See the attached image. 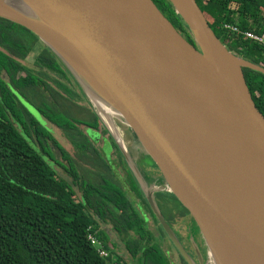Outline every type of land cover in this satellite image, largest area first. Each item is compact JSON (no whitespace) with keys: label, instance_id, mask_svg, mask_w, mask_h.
<instances>
[{"label":"water","instance_id":"water-1","mask_svg":"<svg viewBox=\"0 0 264 264\" xmlns=\"http://www.w3.org/2000/svg\"><path fill=\"white\" fill-rule=\"evenodd\" d=\"M168 1L197 46L153 0H21L0 17L65 65L154 211L160 191L190 210L208 254L191 264H264V114L244 73L264 67L230 50L196 0Z\"/></svg>","mask_w":264,"mask_h":264},{"label":"trees","instance_id":"trees-1","mask_svg":"<svg viewBox=\"0 0 264 264\" xmlns=\"http://www.w3.org/2000/svg\"><path fill=\"white\" fill-rule=\"evenodd\" d=\"M153 1L186 39L197 46L171 3ZM196 1L217 37L230 50L264 67V43L225 26L236 25L242 31L263 34L264 0ZM38 42L39 36L32 30L0 17V264H171L154 242H143L150 240L149 230L127 196L105 179L95 182L83 179L73 157L43 126L45 120L31 111L33 105L40 115L63 129L80 151L90 146L86 145L88 135L77 123L88 127L102 123L95 111H91L90 120H80L68 110L60 109L59 105L65 104H58L56 99V95L61 96L60 90L86 97L76 80L80 94L69 87L67 82L73 76L50 48H43L34 57L32 67L25 64ZM244 73L252 97L264 114V73L247 67ZM110 139L119 149L112 136ZM49 141L59 149L62 158L45 150ZM119 156L126 167L120 149ZM57 167L69 173L72 182L61 176ZM129 169L128 166L129 181L142 195L143 190ZM110 214H114L112 220L119 231L125 235L129 231L135 233L126 242L132 262L112 253L102 257L88 238L93 233L108 249L110 242H105L108 239L105 233L97 232L96 217L106 220Z\"/></svg>","mask_w":264,"mask_h":264},{"label":"flooded vegetation","instance_id":"flooded-vegetation-1","mask_svg":"<svg viewBox=\"0 0 264 264\" xmlns=\"http://www.w3.org/2000/svg\"><path fill=\"white\" fill-rule=\"evenodd\" d=\"M53 75L59 77L58 75H56L54 73H53ZM60 79H61V77H60ZM64 82H67V81L65 80ZM67 83L70 84L69 82H67ZM69 87L71 89H73L70 85H69ZM75 92L79 93L77 91H75ZM74 96L76 98L80 97L79 95H74ZM60 103L58 102V104H60ZM81 108L86 110L82 106H81ZM60 109L62 111L67 110L65 108V106H63ZM69 113L72 116L71 111H69ZM90 116L91 115H89V119H82V118H78L75 116H72V117L80 119V120H90ZM44 119L46 121L45 123H47L48 126H50L48 123L50 121H48L46 118H44ZM100 124L101 123H99L98 127L86 126L85 130L81 128L82 130H84V132L89 137V143L88 144L93 145V147L92 148L90 147V149H88V151L90 152V151H93L94 149L97 150L99 153L98 154L99 158L105 159L106 166L107 165L109 166V162H110V163H112V166H115L117 172H118V169L122 170V172H123L122 179H121V176H119L120 179L116 180L117 183L121 187H119L120 189H116V188L115 189L119 190L120 192L125 194L127 196V198L132 202V205H133L135 211H137V213L143 219L145 226L149 230V234H147V236H151V238H150V240L147 239V240H144L143 242H154V243L160 242L161 247L159 246V248L161 250H163L164 253H166V249H167V253L169 255L166 253V256L168 257L171 264H191L189 258H187V256H185V255H188V257H190V255H192L190 257V259L194 263H200L201 259L204 262H206L208 254H207L206 243L204 242L203 237H201V238L198 237V239H199V242H202L201 244H202L204 253L200 254L199 250L197 249V247L195 246V243L193 241V237H194L193 229L197 226V224H196L190 210L171 192L160 191V192L156 193V201H157V204L159 207L160 214L162 215V216H159L154 211L152 206L150 205L145 193L142 191V195H141L140 192L138 190H135L133 188V186L131 185V183L129 181L128 172H127L128 166L126 164V167H125V165L122 162H120L119 149L115 148V144H113L112 140L110 139V134L108 133L109 135L107 134V136H105V135L103 136V143L100 144L101 146L98 145L99 143L97 141H94L93 137H98L97 140L99 141V139L101 137V133H103V131H101V129H100ZM77 125L79 126V123H77ZM91 133L93 136L90 135ZM84 155H87V154H84ZM113 156H114V158H112ZM146 167H148L147 174L152 178L157 177L161 174L159 168H157V167H153L151 165L146 166ZM88 173H89V171H88ZM80 175H81V173H80ZM92 176L95 177L94 175H92ZM92 176L91 177L89 176V177L92 179ZM85 177H86V175L82 174V178L84 179ZM93 182H95V181H93ZM75 186L77 189H80L78 184ZM81 195H82V192H81ZM145 198L148 202L149 207L147 205V202L145 201ZM128 209L131 212V209L130 208H128ZM113 215L114 214H110V216H109L110 218H107L106 220L100 219L99 217H96V219L98 221L97 232H99V233L102 232V233H105L107 235L108 239L105 242H110V244H108V246H107L110 253H112L116 258L119 256V257H122L123 259H126L128 262H132L134 259H133V256H132L130 250L127 248L126 242L128 241V239H130L129 236L133 237L135 233L132 231H129V234L125 235L124 233L119 231L118 227L116 226V223L112 220ZM162 220L165 221V224L162 222ZM151 221L156 225V226H154V229L151 226ZM165 228L169 232L165 231ZM197 228H198V226H197ZM199 232H200V230H199ZM200 234H201V232H200ZM173 250H175V252L177 254L176 256L174 255Z\"/></svg>","mask_w":264,"mask_h":264},{"label":"rangeland","instance_id":"rangeland-1","mask_svg":"<svg viewBox=\"0 0 264 264\" xmlns=\"http://www.w3.org/2000/svg\"><path fill=\"white\" fill-rule=\"evenodd\" d=\"M43 47H45L43 42L39 41L36 48H35V51H33L28 56L25 64L32 66L33 61H34V57L43 49ZM50 82L53 84V86L55 88H58L57 85L52 80H50ZM69 83H70L69 85L73 88V90L79 92L78 94H80V89H79L78 85L76 84L74 77H73V80ZM60 91L62 92L61 96L56 95V99L58 100V102H61V103L64 102L65 103V104H60V108L65 106V108L67 110L71 111L72 116L82 118V119H89V115L92 114L91 111H93V109H92V106L89 104V102L86 99H83L82 96L76 98L75 96H71L63 90H60ZM81 106L84 107L87 111L82 109ZM52 107L54 108L55 105H53ZM30 109L34 113V115L36 117H38L40 120L43 118V116L40 115L39 111H36V109L33 105H30ZM50 122H48V123L51 126V128H53V131L50 128V126H48L47 123H44V121L42 124H43V126L46 127V129L48 131L51 132L52 135H54V137L57 139V141L59 143H61L63 145V147L66 149V151L73 157V159L76 162L77 168L79 169L78 170L79 173H81V175L82 174L86 175V177L84 179H86L87 181H98V179H99V181H103L105 179L108 183H110L112 185V187H114L116 189H120L119 187H121V186L117 183L116 180L120 179L119 176H121V179H122V177H123L122 170L118 169V172H117L115 166H112V163H110V162H109V166L108 165L106 166L105 159L99 158V156H98L99 153L95 149L93 151L89 152L88 149L80 151L79 149L75 148L73 146V144L71 143L70 139L65 135V132L60 127H58L54 123H52V122L50 123ZM89 122H91V121H89ZM79 127L84 129V130L86 129V125H83V124H79ZM100 129H101V131H103V133H101V137H100L99 141L97 140L98 137H93L94 141H97L99 143L98 145L103 143V136L104 135L107 136V134L109 133L108 131H107L108 133L104 132L107 129L105 128L103 123L100 124ZM90 135L93 136L92 133ZM49 142H50V144H49V146H46L45 150L52 156L56 157V155H57L58 158H62L59 149L53 144V142H51V141H49ZM86 145L90 146L91 148L93 147V145H89V144H86ZM84 154H87V155H84ZM112 158H114V156ZM142 161H144L143 163L146 164V166H149V164L152 165V161L148 156L145 157L143 155ZM64 163L67 164V162L65 160H64ZM146 166H145L146 171H148V167H146ZM152 166L155 167L154 165H152ZM88 171H89V173H88ZM58 172L65 179L72 182L73 178L63 168H58ZM92 175H94L95 177H93ZM89 176L90 177L92 176V179ZM76 190H77L79 196H81L80 189H76ZM151 226L154 229V226H156V225L151 221ZM165 231L169 232L166 228H165ZM193 235H194L193 241L195 243V246L199 250L200 254L204 253V250H203V247L201 244L202 242H199V239H198V237L201 238L202 236H201L197 226L193 229ZM155 244L159 247L161 243L155 242ZM173 252H174V255L176 256L177 254H176L175 250H173ZM166 253H167V249H166ZM191 256L192 255H190V257Z\"/></svg>","mask_w":264,"mask_h":264},{"label":"built area","instance_id":"built-area-1","mask_svg":"<svg viewBox=\"0 0 264 264\" xmlns=\"http://www.w3.org/2000/svg\"><path fill=\"white\" fill-rule=\"evenodd\" d=\"M225 26L228 29L235 32L236 34H243L244 36H246L249 39L264 43V33L259 34V33H256V32L250 31V30L242 31L238 26L231 25V24H226ZM88 238L93 243V245L96 247V249L98 250L99 254L102 257L107 258L110 256V251L105 248L103 242L97 236H95L93 233H89Z\"/></svg>","mask_w":264,"mask_h":264},{"label":"bare ground","instance_id":"bare-ground-1","mask_svg":"<svg viewBox=\"0 0 264 264\" xmlns=\"http://www.w3.org/2000/svg\"><path fill=\"white\" fill-rule=\"evenodd\" d=\"M0 8L19 12L21 9V0H0Z\"/></svg>","mask_w":264,"mask_h":264},{"label":"crops","instance_id":"crops-1","mask_svg":"<svg viewBox=\"0 0 264 264\" xmlns=\"http://www.w3.org/2000/svg\"><path fill=\"white\" fill-rule=\"evenodd\" d=\"M42 119L45 120L44 117H43ZM44 122H46V121H44ZM50 123H51V122H50ZM50 128H51V126H50ZM51 129L53 130V128H51Z\"/></svg>","mask_w":264,"mask_h":264}]
</instances>
